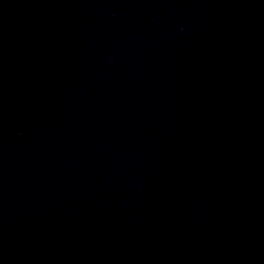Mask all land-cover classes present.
I'll return each mask as SVG.
<instances>
[{
    "label": "water",
    "instance_id": "1",
    "mask_svg": "<svg viewBox=\"0 0 264 264\" xmlns=\"http://www.w3.org/2000/svg\"><path fill=\"white\" fill-rule=\"evenodd\" d=\"M0 264H264V0H0Z\"/></svg>",
    "mask_w": 264,
    "mask_h": 264
}]
</instances>
